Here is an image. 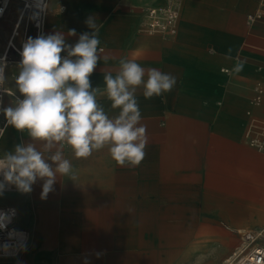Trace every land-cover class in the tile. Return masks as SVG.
Listing matches in <instances>:
<instances>
[{
  "label": "crops",
  "instance_id": "1",
  "mask_svg": "<svg viewBox=\"0 0 264 264\" xmlns=\"http://www.w3.org/2000/svg\"><path fill=\"white\" fill-rule=\"evenodd\" d=\"M169 1L180 3L177 33L143 31L146 9ZM262 9L264 0H49L45 35L62 31L74 44L92 31L86 19L96 18L100 47L114 59L98 62L93 87H105L104 73L115 75L121 58L171 73L176 85L151 99L137 90L149 137L139 166H120L106 147L79 159L65 147L75 181L58 177L43 200V181L30 194L0 196V207L17 210L14 227L29 234L23 250L0 256V264H175L177 251L190 256L199 250H214L219 259L227 231L241 235L239 228L262 227L264 153L245 135L250 116L264 124V100L253 103L264 67V19L247 21ZM19 14L13 1L0 20V52ZM70 29L77 35L67 36ZM5 52L4 87L20 96L13 77L21 56ZM13 100L5 93L4 107ZM98 102L110 116L118 114L106 96ZM30 140L7 126L0 155ZM241 205L248 208L246 219L234 213ZM212 233L219 235L214 243Z\"/></svg>",
  "mask_w": 264,
  "mask_h": 264
},
{
  "label": "clouds",
  "instance_id": "2",
  "mask_svg": "<svg viewBox=\"0 0 264 264\" xmlns=\"http://www.w3.org/2000/svg\"><path fill=\"white\" fill-rule=\"evenodd\" d=\"M85 23L92 31L80 34L74 44L66 42L62 31L41 33L24 42L13 77L20 96L4 87L7 65L0 62V91L14 96L7 107L0 96L5 127L27 132L31 138L0 155V196L13 186L21 194H30L33 185L43 181V200L55 191L58 177L75 181L77 176L65 157V147L77 159L106 147L120 166L137 167L146 156L149 137L142 123L137 90L143 89L145 99L161 96L175 87L176 77L157 68H145L135 59L121 58L115 75L112 71L104 73L105 87H93L90 77L98 62L107 63L114 57L100 47L96 18L90 16ZM76 35L75 29L67 33ZM244 63L241 60L236 71L242 70ZM105 96L112 109H119L116 116H110L98 102V97ZM3 132L0 129V136ZM14 213L0 211V230H7Z\"/></svg>",
  "mask_w": 264,
  "mask_h": 264
},
{
  "label": "built area",
  "instance_id": "3",
  "mask_svg": "<svg viewBox=\"0 0 264 264\" xmlns=\"http://www.w3.org/2000/svg\"><path fill=\"white\" fill-rule=\"evenodd\" d=\"M13 1L19 2L20 14L17 25L11 35L8 48L13 47L20 55V51L16 50V47L12 45L15 37L19 35V26L21 24L24 25V37H27L31 32L35 38L41 33L44 34L49 0H0V20L5 16ZM179 17L180 3L177 1H169L165 6H150L146 9L145 20L141 29L149 34L175 35L178 30ZM263 19L264 9L249 14L247 17V21L250 24ZM0 62L6 65L9 64L10 59L7 52L0 55ZM259 71L261 72L262 79L254 87L255 94L253 99V103L257 106L264 100V67H260ZM5 93L0 91V96L3 97V100ZM5 125L6 119H4L3 113H0V129H4L3 135L7 129ZM245 135L250 146L260 152L264 151V124L262 122L250 116ZM2 136H0V139ZM15 190L14 187H11L5 192ZM10 210H15V213L12 216L11 223L8 224L7 230H0V256H17L29 242L28 232L14 227V219L17 216L16 208L12 206L0 207V211L9 212ZM13 230L15 231L13 232ZM9 233H12L11 238ZM13 235H16V237ZM258 237L252 232H246L241 237V244L221 264H264V244L257 242ZM5 245H7L6 249Z\"/></svg>",
  "mask_w": 264,
  "mask_h": 264
},
{
  "label": "rangeland",
  "instance_id": "4",
  "mask_svg": "<svg viewBox=\"0 0 264 264\" xmlns=\"http://www.w3.org/2000/svg\"><path fill=\"white\" fill-rule=\"evenodd\" d=\"M1 23V22H0ZM16 24L14 23L12 25L11 28V32L8 34V38L6 43L4 44V47L2 49V51L0 52V54L4 53L5 51H9L10 53H17V51H15L13 49V47L8 48L9 46V41H10V37H11V33L12 31L15 29ZM18 32L19 35L15 37V39L13 40L14 46L16 47V50L19 51V49L21 48V43L25 40H27L29 38V35L27 37H24V25L21 24L18 28ZM1 142V141H0ZM262 153H264V151H262ZM248 208L246 206L241 205L240 208H238L234 213L235 215H238L240 217H242L243 219L248 218V212H247ZM260 218V216H259ZM263 218H260V220L262 221ZM264 225L261 227L260 225L258 226H253V227H249L246 228L245 231L246 232H252L254 233V235H256L258 237L257 242L264 244V238L262 236H260V232L263 231ZM239 232H242L241 235H237L234 234L233 232H228L227 234V246L225 249V253L224 255L221 256V258H217V252H215L214 250H211L210 253L209 252H203L202 250L200 251H196L194 252L192 255L190 256H183V255H178V251L176 252L175 256H174V263L175 264H221L222 260L226 257H228L234 250L235 247L239 246L242 242L241 237L242 235H244L246 232H243V230L241 228L238 229ZM211 236L213 237L212 242L214 243V239L215 242L218 241V237L219 235L217 233H212ZM213 245V244H212ZM215 245H218L217 243H215Z\"/></svg>",
  "mask_w": 264,
  "mask_h": 264
},
{
  "label": "bare ground",
  "instance_id": "5",
  "mask_svg": "<svg viewBox=\"0 0 264 264\" xmlns=\"http://www.w3.org/2000/svg\"><path fill=\"white\" fill-rule=\"evenodd\" d=\"M26 41H27V40H26ZM26 41H24V42H26ZM24 42L21 44V48L19 49L20 51H22V46H23ZM12 45H14L13 42H12ZM3 136H4V135H3ZM3 136H2V137H3ZM1 139H2V138H1ZM1 139H0V141H1ZM13 236L16 237V235H13ZM260 236H262V237L264 238V228H263V231L260 232Z\"/></svg>",
  "mask_w": 264,
  "mask_h": 264
}]
</instances>
